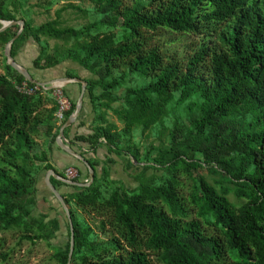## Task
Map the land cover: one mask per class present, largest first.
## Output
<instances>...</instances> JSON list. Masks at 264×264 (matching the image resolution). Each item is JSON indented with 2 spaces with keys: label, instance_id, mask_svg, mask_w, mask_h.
Returning a JSON list of instances; mask_svg holds the SVG:
<instances>
[{
  "label": "trees",
  "instance_id": "16d2710c",
  "mask_svg": "<svg viewBox=\"0 0 264 264\" xmlns=\"http://www.w3.org/2000/svg\"><path fill=\"white\" fill-rule=\"evenodd\" d=\"M89 1L98 19L75 28L62 24L63 12L81 10L74 4L37 24V9L50 14L58 0H0V29L2 21H24L12 45L15 60L20 46L34 41L40 48L37 70L71 61L90 74L83 78L70 71L67 78L87 81L91 133L69 140L70 126L64 137L71 148L80 146V152L74 150L95 176L88 184L89 170L75 158L81 162L73 165L75 184L51 177L71 208L75 230L70 260L72 229L63 209L69 239L53 246L55 259L60 264H264V0ZM19 31L12 26L1 32L0 47ZM166 33L199 38L196 50L171 55L155 40ZM180 42L173 39L171 46ZM4 71L0 236L14 232L21 242L52 245L62 220L38 213L41 183L52 169L68 178V166L55 162L56 151H62L57 140L76 110L73 86L81 93L82 84L62 90L71 107L60 122L54 89L21 92L24 83L37 84L7 65L6 57ZM111 113L122 127L110 120ZM151 133L160 144L143 148L139 138ZM102 148L104 160L98 156ZM117 164L135 188L113 179ZM203 172L215 177L213 182ZM231 194L242 203L233 202Z\"/></svg>",
  "mask_w": 264,
  "mask_h": 264
},
{
  "label": "rangeland",
  "instance_id": "374dc122",
  "mask_svg": "<svg viewBox=\"0 0 264 264\" xmlns=\"http://www.w3.org/2000/svg\"><path fill=\"white\" fill-rule=\"evenodd\" d=\"M58 4L53 6L51 13L46 14L44 9H37V24H42L48 20L55 18L56 10L64 7L67 4H74L75 6L79 7V9H68L67 11L63 12L62 14V24L65 27H75L81 28L87 24H90L96 21L98 18L93 13L95 9V5L91 3L89 0H58ZM173 39H180L181 42L176 46L172 45ZM156 44L159 46L165 47L166 50L171 55H174L175 51H178V56H188L190 52L193 53L196 50V46L199 42V38L192 37V36H180V35H172V34H161L156 36ZM56 41H51V45H54ZM5 47H0V74H5L4 71V63H5ZM40 48L34 41H30L29 43H25L20 46V50L16 61L29 69L32 74L35 75L36 80L41 83H47L51 81H56L57 79L66 78L68 72L70 71H77L78 74L83 78L90 77V74L83 68L79 67L77 64L67 61L62 63L60 66L46 70L40 71L34 67V60L39 56ZM75 83L68 84L62 88L68 87L69 85H74ZM56 87V86H55ZM51 88V86H50ZM79 86H73V94L74 97H79ZM61 89V88H60ZM71 89V88H70ZM86 96V95H85ZM86 103L83 105V113L81 112L80 120L75 122L71 128V133H82L87 135L91 133V125L94 121V113L93 108L91 106L89 97L86 96ZM58 116V113H57ZM78 117V118H79ZM110 120L116 123L118 126L122 127V124L119 122L118 118L111 113ZM63 120L61 119L60 122ZM84 121V126H80V124ZM92 121V122H90ZM89 125L87 126V124ZM81 134V135H82ZM76 136V135H75ZM75 136L73 138H75ZM139 141L141 142L143 148L149 146V144L159 145L160 141L155 137L153 133H151L148 137H140ZM68 143V142H67ZM80 146L75 145L74 149L80 152ZM107 152L105 148L99 150L98 156L104 160ZM76 157L68 154L65 151H56V163L60 165L62 168L68 166L67 170L71 169L72 171L76 170L74 168V164L77 163L81 165V162L75 159ZM86 165L82 162V167ZM87 167V166H86ZM75 172V171H74ZM78 174V172H77ZM203 174L208 178L209 181L213 182V177L207 172H203ZM72 174L68 175L67 180H71L70 177ZM112 177L113 179L119 180L122 184L127 188H135L137 183L134 179L130 178L122 169L120 164H117L113 167L112 170ZM66 179V178H65ZM88 180V179H87ZM192 186L191 182L186 183V188L189 190ZM41 190L42 194L40 195V207L38 213H52V218L59 217L62 220V229L57 233V238L51 241L50 245L47 241H39L38 243L34 244L30 241H23L19 239V235L14 232H8L6 234H2L0 237L4 239V243L0 241V257L1 261L0 264H60L55 259V248L53 246H60L66 242H68L69 234L68 228L66 224V219L64 215V211L62 206L59 204L58 199H56L48 190L46 186V180L44 179L41 183ZM185 192H188L185 190ZM233 202L238 204L242 203V200H238L237 197L233 194L230 195ZM92 225L96 224V220L87 217ZM9 254L10 256L8 259H4V255Z\"/></svg>",
  "mask_w": 264,
  "mask_h": 264
},
{
  "label": "water",
  "instance_id": "95a60500",
  "mask_svg": "<svg viewBox=\"0 0 264 264\" xmlns=\"http://www.w3.org/2000/svg\"><path fill=\"white\" fill-rule=\"evenodd\" d=\"M3 27L0 29V33L7 30L8 28L12 27V26H19L20 27V31L18 32V34L6 45L5 48V57L7 59V65L11 66L14 70H16L18 73H20L21 75H23L25 77V79L27 81H30L34 84H40L43 85L44 87H48L51 88L55 87L56 85H54L55 82L60 81L63 82V85L60 86L61 88H63L64 86L71 84V83H81L82 87H81V93L79 95V99L77 102V106H76V110L75 112L71 115V117L68 119V121L61 127L60 129V133H59V137H58V144L59 146H61V149L65 152H67L68 154L78 158L79 160H81L88 168L89 173H90V177H91V181L88 183L90 184L93 180H94V176H95V172L94 169L88 164L87 160L81 156L79 153H77L73 148H71L65 137H64V131L66 128L70 127L71 125H73L75 122H77L78 117L80 116L82 109H83V102H84V96L86 94V89H87V81H83L82 79L79 78H61V79H57L56 81H51V82H47V83H41L38 80L34 79L31 72L29 71V69H26L25 67H23L22 65H20L13 57L11 54L12 51V45L14 44V42L16 41V39L19 37V35L21 34V32L24 30V21H11V22H6V21H2L1 22ZM59 87V86H56ZM55 176L58 179L64 180L69 184H75V182L71 181V180H67L63 177H61L54 169L50 170L47 175H46V183L48 185V187L52 190V192L55 194L56 198L59 200V203L62 205L63 209L65 210L68 219L70 221L71 224V229H72V249H71V253H70V260H72L73 254H74V250H75V230H74V223H73V217H72V213H71V208L70 206L67 204L65 197L62 195V193L55 187V185L52 182L51 177ZM79 185H88V184H83V183H78ZM71 264V263H69Z\"/></svg>",
  "mask_w": 264,
  "mask_h": 264
},
{
  "label": "built area",
  "instance_id": "2783aa9c",
  "mask_svg": "<svg viewBox=\"0 0 264 264\" xmlns=\"http://www.w3.org/2000/svg\"><path fill=\"white\" fill-rule=\"evenodd\" d=\"M61 87H52V88H48V87H44L43 85L37 84L35 88H30L29 86H27L26 83L23 84L22 87H18V89L21 92H25L27 94H35L37 91H44L47 92L51 89H54V93L57 97L58 100V104H59V111H58V118L61 120H63L64 118V113L68 110H70V103L69 100L67 99V97L63 94L62 88ZM75 171V172H74ZM72 171L71 169L67 170V176L72 174V176L70 177H76L77 176V171L74 170Z\"/></svg>",
  "mask_w": 264,
  "mask_h": 264
},
{
  "label": "crops",
  "instance_id": "0c3cea01",
  "mask_svg": "<svg viewBox=\"0 0 264 264\" xmlns=\"http://www.w3.org/2000/svg\"><path fill=\"white\" fill-rule=\"evenodd\" d=\"M58 83H62L63 84V82H60V81H57ZM57 82H55V83H57ZM86 96H84V102H83V105L86 103ZM83 123H84V121H82ZM90 122H92V121H90ZM87 124V123H86ZM89 125V123L87 124V126ZM72 131V130H71ZM76 134H82V133H80V132H78V133H71L70 132V138H69V140L70 139H72ZM66 139V138H65ZM69 140L68 139H66V141L69 143Z\"/></svg>",
  "mask_w": 264,
  "mask_h": 264
},
{
  "label": "bare ground",
  "instance_id": "6f19581e",
  "mask_svg": "<svg viewBox=\"0 0 264 264\" xmlns=\"http://www.w3.org/2000/svg\"><path fill=\"white\" fill-rule=\"evenodd\" d=\"M54 85H56V86H62L63 84L62 83H54Z\"/></svg>",
  "mask_w": 264,
  "mask_h": 264
}]
</instances>
